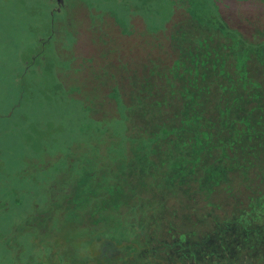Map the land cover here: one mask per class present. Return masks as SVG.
<instances>
[{
  "label": "trees",
  "instance_id": "obj_1",
  "mask_svg": "<svg viewBox=\"0 0 264 264\" xmlns=\"http://www.w3.org/2000/svg\"><path fill=\"white\" fill-rule=\"evenodd\" d=\"M248 1L261 23L264 0ZM175 5L163 25L143 23L137 33L133 24L109 22L124 33L114 40H127L104 52L113 57L109 81L119 87L104 99L114 112L107 108L103 133L112 152L129 157L119 169L112 164L113 184L98 199L112 194L119 209L141 183L146 189L138 192L142 209L133 208L144 211L135 245L104 234L95 240L98 253L114 255L112 264H264V28L231 25L217 0ZM42 255L21 257L40 264Z\"/></svg>",
  "mask_w": 264,
  "mask_h": 264
},
{
  "label": "rangeland",
  "instance_id": "obj_2",
  "mask_svg": "<svg viewBox=\"0 0 264 264\" xmlns=\"http://www.w3.org/2000/svg\"><path fill=\"white\" fill-rule=\"evenodd\" d=\"M182 1L0 0V264H27L22 253L36 252L43 254L40 264L85 257L112 264L114 255L100 257L96 237L132 238L135 245L144 211L133 208L145 204L143 183L119 209L112 194L98 199L125 155L112 152L103 133L112 118L104 99L119 87L109 81L113 57L104 52L127 40H114L124 36L119 25L133 24L136 33L143 23L163 25ZM217 1L231 25L247 33L264 28L248 0ZM86 243L92 248L82 254Z\"/></svg>",
  "mask_w": 264,
  "mask_h": 264
},
{
  "label": "water",
  "instance_id": "obj_3",
  "mask_svg": "<svg viewBox=\"0 0 264 264\" xmlns=\"http://www.w3.org/2000/svg\"><path fill=\"white\" fill-rule=\"evenodd\" d=\"M59 1H60V3H62L63 0H59Z\"/></svg>",
  "mask_w": 264,
  "mask_h": 264
},
{
  "label": "bare ground",
  "instance_id": "obj_4",
  "mask_svg": "<svg viewBox=\"0 0 264 264\" xmlns=\"http://www.w3.org/2000/svg\"><path fill=\"white\" fill-rule=\"evenodd\" d=\"M56 5H58V4L56 3Z\"/></svg>",
  "mask_w": 264,
  "mask_h": 264
}]
</instances>
